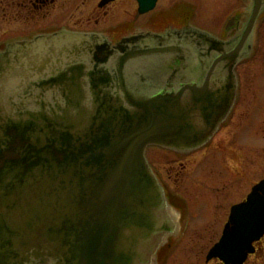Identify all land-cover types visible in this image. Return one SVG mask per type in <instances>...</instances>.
Here are the masks:
<instances>
[{"label":"water","instance_id":"95a60500","mask_svg":"<svg viewBox=\"0 0 264 264\" xmlns=\"http://www.w3.org/2000/svg\"><path fill=\"white\" fill-rule=\"evenodd\" d=\"M262 5L254 0L228 56L214 38L186 32L192 49L212 46L201 47L200 59L219 55L216 76L233 79ZM49 39L0 54V264H154L174 228L145 150L203 146L230 112L234 90L223 100L207 78L204 88L153 97L148 85L161 74L135 61L161 53L125 46L45 52ZM184 92L192 95L186 105ZM263 235L264 180L232 207L206 261L244 264Z\"/></svg>","mask_w":264,"mask_h":264},{"label":"flooded vegetation","instance_id":"af4514ba","mask_svg":"<svg viewBox=\"0 0 264 264\" xmlns=\"http://www.w3.org/2000/svg\"><path fill=\"white\" fill-rule=\"evenodd\" d=\"M252 1L0 0V53L13 51L20 44L32 43L39 38H50L49 45H46L45 48L41 44L45 52L54 48L55 50L65 49L68 46H72V50L75 48L92 50L101 48L104 51L115 50V52L123 46L137 50L145 48L161 53L156 55L155 60L135 61V64L141 66L144 63V67H154L151 73L161 74L160 80H157L156 84L148 85L153 97L178 96L183 88L190 85L204 88L207 78H209V88L220 91L218 95L224 96L223 100L229 94L230 88L234 90V95L236 91L230 112L219 125L214 137L202 149L195 152L178 153L159 147H151L169 154L162 164L156 166L154 163L152 165L148 159L147 152L150 148L146 150L145 157L151 172L164 194H172L171 196L174 198L173 195L184 184L191 187L192 182H198V178H191L194 176H191L194 172L192 168L196 166L195 159L193 160L192 157L196 158L198 153L208 150L209 146L214 144L217 135L225 130L227 123L231 121L230 118L236 107L239 94L238 75L236 74V88L234 77L232 79L224 74L216 76L219 72V65L214 66V64L219 55H213L214 50H212L210 59L203 57L200 59L197 53L201 52V47L203 46L207 50L212 46L197 42L193 44L195 49H192V43L187 38L188 33L186 34V32L196 30L194 32L200 35L213 36L220 42H226L228 49L226 55L228 56L237 50L239 36L245 28L250 10L249 5ZM202 2L209 5L205 10L210 19L213 20L209 29L193 22L197 20V12L200 11V8L196 9V7ZM221 18L226 20L224 25L221 23L218 27L214 20ZM241 19H245V22H241ZM218 30L219 33L216 32ZM224 32L230 37L224 38ZM93 41L96 43H91ZM17 50L20 51V49ZM194 57L195 59H193ZM117 61L119 60L110 59L106 62L116 63ZM30 64L31 62L27 61L24 63L27 66ZM76 64L78 63H69L70 66ZM239 66L236 67V73ZM209 71L210 75L207 76ZM149 96L150 93H147L140 97ZM191 96L190 92H184L182 104L186 105ZM213 148L215 151L223 152L225 141L218 143ZM199 178H202L204 182L206 181L203 177ZM211 181H209L208 186L221 183V179L217 177H212ZM262 260H264V235L259 242L254 244V253L247 257L244 264H254V262ZM204 263L222 264L218 260Z\"/></svg>","mask_w":264,"mask_h":264},{"label":"rangeland","instance_id":"374dc122","mask_svg":"<svg viewBox=\"0 0 264 264\" xmlns=\"http://www.w3.org/2000/svg\"><path fill=\"white\" fill-rule=\"evenodd\" d=\"M208 7L204 2L198 4L196 9L200 11L193 21L206 29L213 22L206 13ZM225 20L214 21L219 27ZM225 33L224 38L230 37ZM237 75V104L225 132L217 135L208 150L192 157L196 166L192 168L191 178H198V182H192L191 187L184 184L174 198L172 194L164 196L167 204L177 211L180 226L160 250L158 264H205L206 253L221 236L231 206L245 199L251 188L264 179V13ZM222 141H225L223 152L215 151L213 146ZM167 155L152 148L147 152L155 166L162 164ZM212 177L220 178L221 183L208 186ZM254 264H264V260Z\"/></svg>","mask_w":264,"mask_h":264},{"label":"bare ground","instance_id":"6f19581e","mask_svg":"<svg viewBox=\"0 0 264 264\" xmlns=\"http://www.w3.org/2000/svg\"><path fill=\"white\" fill-rule=\"evenodd\" d=\"M167 215V214H166ZM169 215V216H168ZM168 215H167V217H170V221H171V223H172V217L174 218L175 217V215L173 214V213H168ZM176 218V217H175Z\"/></svg>","mask_w":264,"mask_h":264}]
</instances>
